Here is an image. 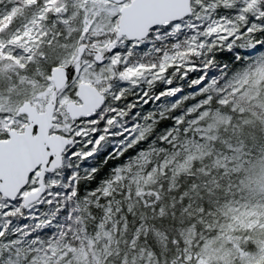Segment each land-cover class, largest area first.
<instances>
[{
	"label": "snow or ice",
	"instance_id": "6c2138e0",
	"mask_svg": "<svg viewBox=\"0 0 264 264\" xmlns=\"http://www.w3.org/2000/svg\"><path fill=\"white\" fill-rule=\"evenodd\" d=\"M0 264H264V0H0Z\"/></svg>",
	"mask_w": 264,
	"mask_h": 264
}]
</instances>
